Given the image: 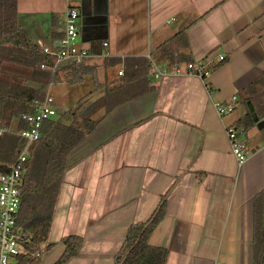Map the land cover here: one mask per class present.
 <instances>
[{
    "label": "crops",
    "instance_id": "crops-1",
    "mask_svg": "<svg viewBox=\"0 0 264 264\" xmlns=\"http://www.w3.org/2000/svg\"><path fill=\"white\" fill-rule=\"evenodd\" d=\"M46 3L41 28L26 29L29 12L20 10L21 0L18 21L42 49L54 50L67 6L62 12L54 0ZM82 7L80 38L87 47L81 48L90 52L84 63L96 66L105 97L106 86L123 84L132 59L150 55L171 75L154 80L150 74L152 89L110 113L105 101L106 113L70 154L40 264H54L65 250L61 240L71 234L84 244L65 264H114L129 228L150 217L168 190L166 217L150 240L169 249L167 264H258L264 118L256 109L264 97L257 84L264 75V0H82L81 13ZM178 33L168 54L157 50ZM171 55L183 73H174ZM187 62L203 63L210 74H188ZM234 97V110L220 116L215 104ZM247 114L256 122L242 136L248 159L239 163L228 127Z\"/></svg>",
    "mask_w": 264,
    "mask_h": 264
},
{
    "label": "trees",
    "instance_id": "trees-1",
    "mask_svg": "<svg viewBox=\"0 0 264 264\" xmlns=\"http://www.w3.org/2000/svg\"><path fill=\"white\" fill-rule=\"evenodd\" d=\"M181 33L165 41L158 51L168 54L171 44ZM64 34L62 35V37ZM61 37V38H62ZM173 64L180 61L170 56ZM55 57L45 52L18 21V0H0V120L9 126L25 129L28 124L21 115L31 112L37 102L43 101L54 83L78 84L87 76L96 80V89L105 86L97 80L96 66L85 63H70L56 72L42 68L52 66ZM132 69L117 88L106 86V109L112 112L124 104L153 88L150 78L149 58L132 59ZM257 84L264 86V75ZM144 86V88H141ZM248 89V93L250 92ZM256 109L257 117L264 118V97ZM253 115L247 114L234 125L245 130L255 125ZM97 126V121L72 110L59 111L57 115L44 121L41 137L29 146L28 159L22 184V201L18 226L28 236L27 255L16 257L17 264H40L41 258L33 256L48 242L55 217V210L62 189L64 176L70 162V154ZM27 145V140L19 135L0 136V172H9L18 155ZM168 192L164 193L156 208L144 221L133 224L127 237L114 258V264H167L170 251L164 246H155L150 240L158 226L166 217ZM264 197L260 193L256 199ZM261 223V222H260ZM65 246L63 254L54 264H65L79 255L84 238L77 234L65 236L61 240ZM56 243H48L52 248ZM255 254L258 264H264V230L257 226L255 233Z\"/></svg>",
    "mask_w": 264,
    "mask_h": 264
},
{
    "label": "built area",
    "instance_id": "built-area-1",
    "mask_svg": "<svg viewBox=\"0 0 264 264\" xmlns=\"http://www.w3.org/2000/svg\"><path fill=\"white\" fill-rule=\"evenodd\" d=\"M81 2L82 0H67L64 36L60 39L58 48L54 50L43 49L55 57V63L52 66L43 64L42 68H50L53 72H56L63 65L84 62L90 55L87 49L79 46ZM148 58L150 60L151 76L154 80L171 75L168 67L160 66L150 55ZM219 58L225 60L224 55H220ZM185 66L188 74L204 77L210 74V71H206V66L203 63L187 62ZM183 70L180 61L174 64L173 71L175 74H181ZM119 75H124V71L120 70ZM237 99V97H234L233 102L228 104L217 102L215 107L220 116L224 117L231 113L234 110ZM57 113L58 109L55 107L54 100L48 95L43 101L37 102L31 112L21 115V120L28 124L27 128H14L0 120V136L11 133L27 140V145L18 155L11 170L9 172H0V264H12V259L16 261V257L19 255L31 253L29 248L26 247V243L30 242V236L18 226L25 164L28 159L29 146L41 137L44 121L54 117ZM240 131L234 125L228 127L232 153L239 163H243L248 159V155L243 137L239 136ZM33 256L40 258L42 257V252L38 251Z\"/></svg>",
    "mask_w": 264,
    "mask_h": 264
},
{
    "label": "rangeland",
    "instance_id": "rangeland-1",
    "mask_svg": "<svg viewBox=\"0 0 264 264\" xmlns=\"http://www.w3.org/2000/svg\"><path fill=\"white\" fill-rule=\"evenodd\" d=\"M55 9L65 10V5L67 6V0H54ZM29 6V7H28ZM47 3L46 0H21L20 10H26L29 12L27 19V27L28 31L32 30L34 26L36 28H41L43 23L47 18ZM34 12L38 13L37 16H34ZM81 15V10H80ZM22 14H19V19H21ZM24 16V15H23ZM24 17V18H25ZM80 23L82 27V17H80ZM114 31H118V25L113 27ZM26 30V31H27ZM41 33V31H37ZM35 36V34H34ZM80 47H87V44L83 42V39H79ZM99 61H103V58H97ZM90 62L89 58H86L84 62ZM81 62V63H84ZM80 63V64H81ZM106 68H99V79H103L106 73ZM96 80L93 76H87L85 80L78 84H68V83H54L51 85L49 89L48 95L53 98L55 107L59 111L72 109L76 112L83 113L84 116L92 118L93 120L97 119L103 113H106L105 109V88L96 89ZM43 253V250H42ZM47 256V255H46ZM53 257V256H51ZM42 259V257H40ZM50 259V258H49ZM46 260V257L43 261ZM12 264H16L15 260H11Z\"/></svg>",
    "mask_w": 264,
    "mask_h": 264
},
{
    "label": "water",
    "instance_id": "water-1",
    "mask_svg": "<svg viewBox=\"0 0 264 264\" xmlns=\"http://www.w3.org/2000/svg\"><path fill=\"white\" fill-rule=\"evenodd\" d=\"M81 15L84 17V15H85V12H84V7H82V13H81Z\"/></svg>",
    "mask_w": 264,
    "mask_h": 264
}]
</instances>
